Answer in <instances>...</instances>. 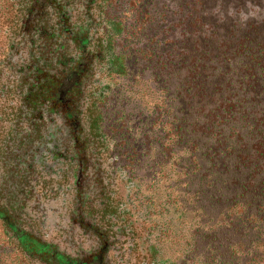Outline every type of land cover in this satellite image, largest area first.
<instances>
[{"label": "trees", "instance_id": "16d2710c", "mask_svg": "<svg viewBox=\"0 0 264 264\" xmlns=\"http://www.w3.org/2000/svg\"><path fill=\"white\" fill-rule=\"evenodd\" d=\"M0 1L15 11L10 28L17 29L8 62L0 70V102L7 105L0 111V236L12 251L9 264H103L109 246L129 237L134 242L136 226L128 218L132 214H143L144 223L151 215L167 213L172 218L157 230L175 234V224L188 223V216L197 219V212L203 213L205 223L191 222L183 264H264V41L247 36L226 46L221 56L207 53L194 60L197 68H192L191 59L181 92L175 85L181 81L177 63L162 59L158 43L152 54L161 71L155 76L160 96L152 111L146 112L139 103L131 114L134 86L123 90L104 80L128 70L127 56L115 47L126 29L101 16L117 3L134 9L138 23L155 25L158 0ZM35 2L38 10L32 14ZM49 6L58 21L52 38L59 39L62 50L69 42L82 58L87 55L85 63L78 56L67 57L65 51L58 59L44 60L42 66L39 62L25 66L23 50L28 47L32 58L40 51L38 42L46 31L39 23ZM66 7L81 13L80 26L87 27L82 34L65 17ZM94 28L96 41L89 37ZM137 32L133 29L130 34ZM86 48L94 54L88 56ZM166 65L175 72L164 75ZM181 93L189 100L187 113L177 104ZM112 96L116 104L105 111ZM76 98L83 101L82 115L88 113L85 124L78 123ZM57 102L65 109L63 131L51 135L46 130L48 135L43 136L42 117L57 112ZM72 119L74 124L69 123ZM47 145H53L50 155ZM38 149L46 152L39 155ZM45 160H60L63 168L55 172L52 166L45 167ZM113 164L123 167L116 170ZM14 174L21 179L15 182ZM126 181H136L132 184L137 191L125 198L118 183ZM39 187H44L45 196L62 195L71 202L75 231L69 237L64 234L62 244L56 240L65 230L56 222L50 233L44 216L38 220L25 212L26 196L35 195ZM194 200L205 202L214 216L205 205L199 209L196 202L192 204ZM35 210L41 215L40 207ZM201 249L211 253L201 256ZM156 256L157 252L145 259L148 264H166Z\"/></svg>", "mask_w": 264, "mask_h": 264}, {"label": "rangeland", "instance_id": "374dc122", "mask_svg": "<svg viewBox=\"0 0 264 264\" xmlns=\"http://www.w3.org/2000/svg\"><path fill=\"white\" fill-rule=\"evenodd\" d=\"M120 6L122 5H118L117 3L110 5L107 9L108 12L102 15L101 18L103 19L106 15L108 22H115L116 24H120L121 28L124 27L126 29V34L123 33L117 38L118 42H116L115 47L119 54H124L125 57L127 56L125 62L128 66V70L126 73L123 70L124 73H118L109 78L105 76L104 80L110 86H116L123 90L134 86V88L132 87L133 90L131 89V93L134 92L135 99L128 106L131 110V114L135 106L139 103L146 112L147 110L152 111L156 100L160 96V94L155 92V76L157 75V71H161L155 68V62L153 61L155 54H152L153 50L159 49L158 43H161L159 52L162 59L167 62L169 59L171 61L175 60L177 63V70L179 71L181 81L178 79V82L176 81L175 85L179 87V91L181 92V89L184 88L186 75L191 71V59V62L193 63L192 68H194V66L197 68L194 60L203 58L207 53L209 57L212 58L215 56H221L222 52H226V46L230 44L234 45L247 36L255 37L260 41H264V0H158L153 9L157 17L155 25L153 23H138V17L136 16L134 9L127 10L126 7L121 8ZM33 8L32 14L38 10V2H35ZM43 12L44 13L41 17L43 20L39 25L44 24L42 28L46 31V34L40 38V43L38 42L41 48L36 56L34 54L32 58L28 55L30 52L28 47L23 50L22 58L25 61V66H34L36 62H39L38 66H42L44 60L51 61L54 57L58 59L59 55L65 53V51L67 52V57L69 56V58H71L78 56L83 63H85L84 58L86 59L87 55L82 58V54L77 53L74 46H71L70 49L69 42L66 43L67 47L62 50L59 39L56 38L54 41L51 33L53 30L54 33L56 32L55 29L58 25V21L56 20V17H54V14H52L50 6L45 7ZM14 13L12 10L10 11V9H8L5 2L0 1V70H2L3 67L5 68L6 62H8L7 59L10 54L9 48L12 41L11 37L15 36L14 31L17 30L16 27H13L12 29L10 28L12 27V20L15 16ZM65 14V17L70 18L69 23L71 27L74 29L77 28L81 34L85 31V28L87 29L86 25L85 28L80 26L79 22L81 13L66 7ZM99 22L100 20L97 23ZM27 25H29L28 22ZM98 28L101 27L98 26ZM103 28L104 27H102V29ZM133 29H138L136 35L130 34ZM94 30L95 28L89 32V37L95 36L96 33ZM95 38L96 37H94V40ZM94 40L92 41L95 42L96 40ZM53 49H56L57 52H54ZM89 50V48H86V54H88V56L94 54H90L91 52L89 53ZM65 63H67L66 60ZM166 66L167 69L164 71L162 70L164 75H168L169 72H175L174 67L171 66L172 69H170L169 65ZM52 67L54 71L60 69L58 67V62L56 63L55 61ZM142 74H144V76ZM143 77H146L145 85L143 84ZM94 78L99 79L98 76H95ZM164 79L165 78L163 77V80ZM171 82L173 81L171 80ZM137 91L138 95L136 96ZM73 94L75 95L74 92L71 93V95H66L64 100L70 98ZM76 100H78L79 104L77 106L75 105V107L80 111V114H78V123L80 124V120L83 123L84 121L86 123L88 121V113L86 114L85 112V117L82 115L84 108L83 101L81 98H76L74 101ZM115 101L116 96H112L109 104L105 106V111L109 107L110 111L113 110V106L116 104ZM188 102V98H185L184 94L181 93L177 100L179 109L187 113ZM57 105V112L52 114H46L45 112L42 117V120L46 121L45 130L42 134L43 136L48 135V130L51 135H56L57 132L59 133L63 131L64 125L62 122V116L65 115V109H63L64 107H60L62 105L59 104V102H57ZM5 106L7 105L0 102V111H2ZM69 123L74 124V119L69 121ZM85 128L87 129L86 126ZM70 129L71 128L69 127L67 131ZM45 147L50 148V151L47 152L50 155V153L53 152V145H47ZM44 151L46 152V149H38L37 153L40 155L41 152L44 153ZM145 153L148 154V152ZM38 154H36L37 160L41 159ZM114 154L116 153H113V155ZM47 160H45V163L47 164L45 167L50 168L52 166L55 172L56 170L63 168V164L60 163V160H54V163ZM120 165L123 167V164L116 166L113 164L112 168L117 170L120 168ZM43 167L44 165H42L40 170H42ZM13 178L15 182L21 179L19 175L17 176L15 174ZM135 182L126 181V184L118 183V187L121 190L120 193H122L125 198L127 197V194L134 196L136 193L137 188H133ZM35 183L36 182H33V184ZM142 188L146 193H150L148 188L144 185ZM43 190L44 187H39L35 189V195L26 196L27 208L25 212L29 217L32 216L38 220H41V217L44 216L46 219L45 228L48 229L50 233L55 232L54 224L56 222L59 225V228L65 230L64 232H61L59 236L60 238H57L56 240L57 243L62 244L64 234L66 237H69L70 233H74L75 231V225L74 223H71V211H69L71 209V202L64 200L62 195L57 198L52 195L45 196ZM161 191H163V189H161ZM194 202H196L199 209L205 205L208 214L214 216V211L207 207L205 202L202 204L194 200L192 204ZM37 206L42 210L41 215H37L36 213L35 209ZM139 217L142 219H139ZM139 217L137 214H132L128 217L133 220L131 222H135L136 226L134 242L131 241L130 237L122 240L120 243L116 241L117 243L109 246L108 251L103 253V264H143L144 262L148 264L149 260L145 258H151L152 254L156 255V252L157 256L155 258L157 261L166 264H183L182 261L185 258L184 254L186 255V250L189 248V238L192 234V231L190 230L191 222L198 223L199 226L205 223V216L203 213L197 212V219H192L191 216H188V223L179 222L180 224H175V228L172 230H175V234H172L169 231L160 234V230L158 232L157 228L161 225L160 223L169 221V218H172L171 215L167 213H163V216L160 217L157 215H151L147 218L148 222L145 220V224L143 223L145 218L143 217V214L139 215ZM153 230H155V232ZM230 237L231 235H229L228 238ZM157 238H159V240ZM47 239L50 240L51 237L48 236ZM156 240H158V242H156ZM195 240L197 239L195 238ZM200 244L201 243L197 241L196 249H199L201 246ZM86 245L87 244L84 245L85 248L88 247ZM62 246L64 247V245ZM152 246H157V251L154 249L152 250L153 252H151L150 249H152ZM130 249L132 250L130 251ZM229 251L230 250H227L228 253ZM210 253L211 251L207 253L202 251V249L199 251V255L201 256H207ZM229 255L230 254H228V256ZM11 257L12 251L0 236V264H9Z\"/></svg>", "mask_w": 264, "mask_h": 264}]
</instances>
